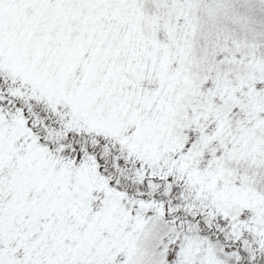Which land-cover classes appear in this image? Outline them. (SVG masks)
<instances>
[{
  "label": "snow or ice",
  "instance_id": "obj_1",
  "mask_svg": "<svg viewBox=\"0 0 264 264\" xmlns=\"http://www.w3.org/2000/svg\"><path fill=\"white\" fill-rule=\"evenodd\" d=\"M0 264H264V0H0Z\"/></svg>",
  "mask_w": 264,
  "mask_h": 264
}]
</instances>
